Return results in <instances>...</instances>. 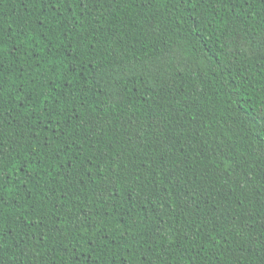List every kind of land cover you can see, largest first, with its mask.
<instances>
[{"label":"trees","instance_id":"obj_1","mask_svg":"<svg viewBox=\"0 0 264 264\" xmlns=\"http://www.w3.org/2000/svg\"><path fill=\"white\" fill-rule=\"evenodd\" d=\"M0 264H264V0H0Z\"/></svg>","mask_w":264,"mask_h":264}]
</instances>
